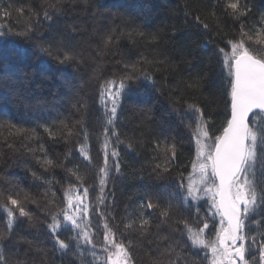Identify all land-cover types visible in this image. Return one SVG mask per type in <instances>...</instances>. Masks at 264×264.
I'll use <instances>...</instances> for the list:
<instances>
[{
  "label": "trees",
  "instance_id": "16d2710c",
  "mask_svg": "<svg viewBox=\"0 0 264 264\" xmlns=\"http://www.w3.org/2000/svg\"><path fill=\"white\" fill-rule=\"evenodd\" d=\"M49 2L55 4L56 0ZM223 2L63 0L58 5L61 13L53 15L51 23L41 18L38 24L34 23L35 34L23 38L8 34L9 30L12 33L24 30L27 15L18 24L15 9L31 6L42 16L45 0H0V8L11 6L12 9L11 19L0 16V31L6 33L0 37V125L16 124L35 129L33 139L26 146L16 142L15 151L8 149L0 140V191L3 192L0 203H7V195L22 199L23 192L21 196H15L21 190L40 201L39 207L27 203V209L33 213V221L18 217L11 230L7 228L6 210L0 208V233L5 234V255L9 256L13 245L19 250L17 255L9 257L10 261H23L25 264H108L107 253L103 250L102 227L99 228V235L94 237L95 255L88 250L83 260L74 255V250L63 254L53 246L46 232V223L50 220L42 210V193L50 186L56 192L57 203H60L64 189L76 181L65 168L45 170L38 158L42 157L41 146L54 160L63 161L65 154L71 151L70 159L65 161L66 168L79 167L80 174L86 177L84 186L89 187L86 202L91 207L97 206L100 195L97 173L104 163L103 129L107 119L100 101L99 86L114 75L118 77L125 63H135L141 58L149 63L141 61L138 67L145 68L151 80L142 81L139 87L121 97L114 125L110 126L107 149L110 167L114 164L112 149L119 152L121 171L119 174L113 171L105 188L106 205L114 203V207H100L106 214L111 212L115 217L114 221H109L110 224L118 225L119 231H124L125 224L130 220L138 222L142 201L152 200L164 208L167 207L165 202L172 199L173 206L167 222L161 223L159 209L147 211L144 215L151 221V233L143 237L136 231L125 233V239L130 238L135 244L136 264H147L149 241L155 247L158 236L172 235L180 239V232L173 230L182 228L179 223L181 218L186 217L191 223V214L179 204V198L171 197L175 185L166 192L163 188L169 175L175 177L183 172L187 176L192 171L195 144L190 142L189 130L180 124L178 115L173 111V101L179 98L182 103L176 107L181 109L184 101L197 104L206 117L211 116L212 134L220 135L231 115V97L228 72L216 53V46L224 47L238 34L241 24L246 30L253 29L254 38L260 32L259 39L264 40V31L261 30L264 26V0H240L242 5L247 6L248 14L239 21L223 15ZM196 17L210 25L209 31L202 29ZM130 31L143 33V36L130 38ZM217 31L219 36L214 35ZM110 33H115L120 39L105 47L103 38ZM153 37H157L158 42H153ZM208 40L213 43L206 44ZM37 45H51L52 56L38 52ZM252 47L264 55V46L253 44ZM61 53H67L72 58L63 64L58 63ZM165 58L166 64L156 63ZM197 76L202 78L201 87L188 88L187 83ZM85 100L86 112L78 111L77 102ZM257 116L261 118L260 130H264L263 113L252 115L250 127L254 128ZM77 121L80 124H76ZM64 123L70 127L75 124L79 135L65 142L50 139L44 131V126H48L59 136ZM81 125L88 134L86 140ZM112 127L118 132L120 143L111 136ZM173 138L177 144L174 170L157 179L150 174V166L156 162L153 160L156 155L154 143ZM129 142L133 145L131 149L127 147ZM82 144L91 157V163L79 154ZM29 150H35V154ZM255 171L259 190L260 179L264 177L259 161ZM33 173L39 179L34 178ZM258 205L246 229L249 237L254 236L257 241L250 246L247 255L250 264H261L259 243L264 240V203L258 201ZM91 219L94 226L102 224L94 211L91 212ZM157 225L160 227L158 234ZM70 235V231L63 232L60 238L67 242ZM183 254L189 264H210V251L208 260L201 259L203 252L197 250H185Z\"/></svg>",
  "mask_w": 264,
  "mask_h": 264
},
{
  "label": "snow or ice",
  "instance_id": "6c2138e0",
  "mask_svg": "<svg viewBox=\"0 0 264 264\" xmlns=\"http://www.w3.org/2000/svg\"><path fill=\"white\" fill-rule=\"evenodd\" d=\"M63 0H56V3H50L45 0L44 10L41 16L31 6H21L15 9L17 13V23L19 24L27 15L23 23V31L12 33L23 38H29L35 34L34 23L38 24L42 18L45 22H52L53 15L61 13L62 9L58 5ZM49 9L54 11L50 12ZM222 13L224 16L239 21L248 14L246 5H242L240 0H224ZM0 16L5 19H11L12 9L0 8ZM197 22L202 29L209 31L210 25L200 21ZM219 28V23L217 24ZM264 31V26H262ZM253 29L246 30L241 24L238 34L227 41L224 47L216 46V53L221 57V63L228 72V83L230 84L231 97V115L227 124L223 126L220 135H214L211 132V116H205L204 110L197 104L183 102L184 107H176L182 102L179 98L173 101V111L178 115L180 124L189 130L190 142L195 144V159L191 161L192 171L187 176L181 172L178 176H170L164 185L163 191H168L172 185L175 190L170 193L173 199L179 198V204L191 214V223L189 219L181 218L179 223L181 229H175L180 232V239H175L172 235L158 236L155 247L153 242L149 241V252L147 264H189L188 258L183 254L185 250H197L203 252L201 259H209L210 264H249L247 255L251 245L257 243L255 237H249L246 229L248 223L257 212L258 201L264 203V177H261L259 190L256 180V165L259 161L260 167L264 170V130H256L249 126V113L253 109L264 110V55L253 48V44L264 46V40H260V32L256 33L254 38ZM4 31H0V37L5 36ZM123 35V33H121ZM214 35L219 36L217 31ZM130 38L134 36H143V33L129 32ZM120 36L115 33L107 34L103 38V44L108 47L114 42H118ZM153 42H158L157 37H153ZM213 43L212 40L205 42ZM37 51L49 57L52 56L51 45H37ZM230 49V51H226ZM58 63H65L72 57L67 53L60 54ZM144 63H149L144 61ZM141 61L135 63H125L123 70L118 77L104 80L100 84V101L105 107L107 117L103 129V148L104 163L97 173L100 195L97 197L98 204L91 207L86 201L88 199L89 187L84 186L86 177L80 174L78 166L66 168L65 161H68L72 155L71 151L65 154L64 160H54L48 157L43 146H41L42 157L38 162L50 170L54 168H65L70 177H74L76 183H70L63 192V198L57 203L56 192L49 186L43 193L44 200L43 211L48 215L50 222L46 223V232L50 237L53 246L60 253L66 254L69 250H74V255L84 259L85 252L91 250L95 255L96 244L94 237L99 235V228L103 230V250L107 253L108 264H136L135 244L132 239H125V233L136 231L140 237L151 233V221L145 217V212L156 211L159 209L161 223L170 219L172 209V199L165 203L167 207L161 208L158 203L152 200L142 201L140 205V217L138 222L130 220L124 226V231H119L118 225L110 224V220H115L111 212L107 214L101 210L100 206L114 207V203L106 205L105 188L113 171L119 174L121 165L119 162V152L113 148L111 157L114 164L110 167L108 164L109 153V132L110 126L114 125V118L117 113V99L126 92L130 93L139 87L144 80H151L150 73L145 68L138 67ZM158 64H166L165 60L156 61ZM99 69V66H98ZM202 78L197 76L193 78L187 87L198 89L201 87ZM78 103L77 110H87V101ZM108 103L113 106L109 109ZM187 120V123L185 121ZM76 124H80L77 121ZM76 125L71 127L64 123L59 136L48 126H44V131L48 133L50 139H62L65 142L70 141L74 135H79L75 131ZM83 131V125H81ZM35 135V129H28L16 124L0 125V140L8 148L15 151L17 141L21 146L31 141ZM84 139H87V132L83 131ZM111 136L120 143L119 134L114 127L111 128ZM11 139V142H9ZM127 147L131 149L132 143ZM154 152L156 155L153 160L151 173L157 179L170 174L174 170L177 159V144L173 138L171 141H156L154 143ZM35 154V150H29ZM79 154L85 160L91 163V157L85 150L84 145H80ZM36 177V173H33ZM50 185L51 182L43 181ZM82 189V192H80ZM7 195V203H0V208L6 210L8 217L7 228L11 230L17 218H27L33 221V213L27 209V203L31 202L40 206V201L31 197L27 191H17L16 197ZM75 193V194H74ZM0 196L3 192L0 191ZM195 201L196 203H192ZM61 204L63 206H61ZM203 207V211L201 210ZM98 213L99 221L102 224L93 225L91 212ZM157 234L160 231L159 225ZM71 232L66 242L60 238L63 232ZM5 234L0 233V264H25L23 261H10L9 257L19 253L14 245L9 249V256L5 255L3 241ZM31 243V242H29ZM83 249V251H82ZM179 249V251L177 250ZM42 251V250H40ZM260 259L264 261V240L259 243ZM156 254L153 255L152 253Z\"/></svg>",
  "mask_w": 264,
  "mask_h": 264
},
{
  "label": "rangeland",
  "instance_id": "374dc122",
  "mask_svg": "<svg viewBox=\"0 0 264 264\" xmlns=\"http://www.w3.org/2000/svg\"><path fill=\"white\" fill-rule=\"evenodd\" d=\"M120 101H121V97L117 99V110L119 108V105H120ZM104 106V105H103ZM113 105L111 103H108V108L110 109ZM105 108V107H104ZM258 113H261V112H258ZM259 118L260 116H257L256 118H254V122H253V126H254V129H258L260 130V127H259ZM261 119V118H260ZM259 127V128H258ZM81 192V191H80ZM75 194V193H74ZM250 264V263H249ZM261 264H264V261H261Z\"/></svg>",
  "mask_w": 264,
  "mask_h": 264
},
{
  "label": "water",
  "instance_id": "95a60500",
  "mask_svg": "<svg viewBox=\"0 0 264 264\" xmlns=\"http://www.w3.org/2000/svg\"><path fill=\"white\" fill-rule=\"evenodd\" d=\"M258 112H261L264 114V110H258V109H253V111L251 113H249V118H248L249 126H250V119H251L252 115L255 113H258Z\"/></svg>",
  "mask_w": 264,
  "mask_h": 264
}]
</instances>
